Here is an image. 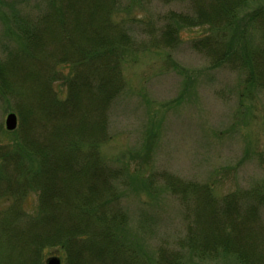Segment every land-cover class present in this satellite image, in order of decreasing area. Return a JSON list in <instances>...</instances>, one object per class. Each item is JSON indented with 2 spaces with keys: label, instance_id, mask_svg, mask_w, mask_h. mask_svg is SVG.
Listing matches in <instances>:
<instances>
[{
  "label": "trees",
  "instance_id": "16d2710c",
  "mask_svg": "<svg viewBox=\"0 0 264 264\" xmlns=\"http://www.w3.org/2000/svg\"><path fill=\"white\" fill-rule=\"evenodd\" d=\"M188 1L185 12L162 14L158 25L124 15L125 0H40L37 13L6 18L17 46H4L0 57V100L18 127L0 125V264H46L50 251L61 264H264V194L255 188L218 197L208 184L163 173L162 186L185 213L184 234L149 256L123 238L125 170L107 163L100 147L126 88L127 58L174 50L183 29L206 27L190 48L264 93V7L251 9L256 0ZM238 27L254 32L257 45ZM146 34L149 43L141 39ZM31 194L38 205L29 214Z\"/></svg>",
  "mask_w": 264,
  "mask_h": 264
},
{
  "label": "rangeland",
  "instance_id": "374dc122",
  "mask_svg": "<svg viewBox=\"0 0 264 264\" xmlns=\"http://www.w3.org/2000/svg\"><path fill=\"white\" fill-rule=\"evenodd\" d=\"M188 3L125 0L124 15L158 25L162 14L185 12ZM40 6V0H0V57L4 46H17L6 33L9 14L37 13ZM258 6L264 7V0L250 5ZM207 31L183 29V43L176 49L140 52L123 65L126 88L110 110V139L100 153L111 166L125 170L123 207L129 222L123 238L140 248V255H152L159 245H173L185 231V213L162 186L163 173L208 184L218 197L253 188L264 194V93L247 88L240 72L213 68L190 48L189 42ZM242 32L244 41L257 45L254 32L238 27L236 33ZM150 37L141 39L149 43ZM10 113L0 100L4 128ZM37 205L31 194L24 210L35 213ZM261 219L264 224V207ZM52 256L61 257L50 251L46 261ZM193 263L238 264L231 258Z\"/></svg>",
  "mask_w": 264,
  "mask_h": 264
},
{
  "label": "water",
  "instance_id": "95a60500",
  "mask_svg": "<svg viewBox=\"0 0 264 264\" xmlns=\"http://www.w3.org/2000/svg\"><path fill=\"white\" fill-rule=\"evenodd\" d=\"M18 120L14 113H10L5 119V128L7 131H14L17 128ZM47 264H61V261L57 257H52L47 260Z\"/></svg>",
  "mask_w": 264,
  "mask_h": 264
}]
</instances>
